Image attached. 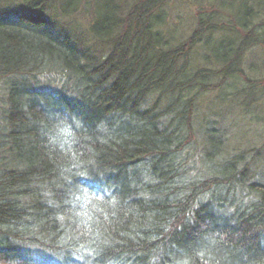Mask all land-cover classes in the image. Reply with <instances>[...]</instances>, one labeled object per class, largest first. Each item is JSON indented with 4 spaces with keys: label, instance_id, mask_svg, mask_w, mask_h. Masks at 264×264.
<instances>
[{
    "label": "trees",
    "instance_id": "1",
    "mask_svg": "<svg viewBox=\"0 0 264 264\" xmlns=\"http://www.w3.org/2000/svg\"><path fill=\"white\" fill-rule=\"evenodd\" d=\"M172 1L0 0V264H264V144L195 126L212 92L264 124V0L171 46Z\"/></svg>",
    "mask_w": 264,
    "mask_h": 264
},
{
    "label": "rangeland",
    "instance_id": "2",
    "mask_svg": "<svg viewBox=\"0 0 264 264\" xmlns=\"http://www.w3.org/2000/svg\"><path fill=\"white\" fill-rule=\"evenodd\" d=\"M121 4L129 6L130 0H119ZM214 2V3H212ZM225 2H232L231 0H173L166 6L167 19L166 23L162 25L161 29L168 33L172 39V45H178L186 42L188 37L192 34L196 24V14L199 8L204 7L208 9L211 6ZM214 4V5H213ZM126 7L128 10L129 7ZM217 7V6H216ZM80 22H86V18L81 15ZM88 22V21H87ZM206 56L216 53H222L221 45H206L203 46L202 51ZM246 62L243 64V70L248 77L257 81L264 80V46L253 48L246 55ZM241 84V85H240ZM240 88L244 83L238 84ZM229 88V85L225 87ZM222 93L212 92L201 98L196 128L203 130L208 125L213 123L216 118H221L226 123V129L230 134V144H237L244 147H261L264 144V124L261 122H251L248 118L240 115L235 104H222ZM256 175L264 177V154L262 159L255 166Z\"/></svg>",
    "mask_w": 264,
    "mask_h": 264
},
{
    "label": "bare ground",
    "instance_id": "3",
    "mask_svg": "<svg viewBox=\"0 0 264 264\" xmlns=\"http://www.w3.org/2000/svg\"><path fill=\"white\" fill-rule=\"evenodd\" d=\"M225 123H226L225 121L222 122L223 127H226V124ZM263 154H264V151H263Z\"/></svg>",
    "mask_w": 264,
    "mask_h": 264
}]
</instances>
